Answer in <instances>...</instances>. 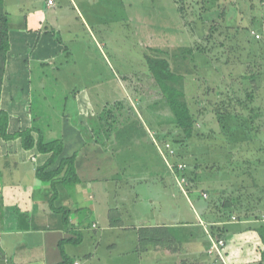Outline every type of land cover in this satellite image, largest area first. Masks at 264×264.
Instances as JSON below:
<instances>
[{
  "label": "rangeland",
  "instance_id": "obj_1",
  "mask_svg": "<svg viewBox=\"0 0 264 264\" xmlns=\"http://www.w3.org/2000/svg\"><path fill=\"white\" fill-rule=\"evenodd\" d=\"M68 1L55 0L57 13L46 10V0L18 5L28 11L30 29L23 42L24 31L13 29L15 68L5 77L2 96L7 95L0 104L17 121L9 131L16 124L32 127L45 140H62L64 154L70 155L84 131H94L98 139L101 128L143 127L148 114L160 116L150 66L178 68L197 114L194 136L184 141L175 125L150 120L170 129L172 147L182 148L173 162L187 166L189 200L197 206L200 193L212 208L223 206L224 220L236 217L231 226L245 216L264 218V118L257 119L264 115V45L251 35V30L264 32V0H71L73 13L63 9ZM36 29L41 38L29 40ZM191 50L194 62L188 60ZM218 89L245 100L243 115L247 120L254 115L253 129L238 130V121L228 117L219 123L211 105L222 98ZM12 106L18 109L15 116ZM136 144L128 149L140 151ZM27 152L29 164L32 155L34 164H41L42 153L35 147ZM193 190L198 192L188 194ZM259 193L262 199L255 197Z\"/></svg>",
  "mask_w": 264,
  "mask_h": 264
},
{
  "label": "crops",
  "instance_id": "obj_2",
  "mask_svg": "<svg viewBox=\"0 0 264 264\" xmlns=\"http://www.w3.org/2000/svg\"><path fill=\"white\" fill-rule=\"evenodd\" d=\"M24 1L29 0H3L9 34L3 83L15 65L13 29L24 31L23 37L19 35L21 42L28 39V11L18 7ZM31 3L34 11L36 4ZM72 3L68 1L64 11L75 12ZM44 7L57 13L55 0L51 4L46 0ZM34 38H41L38 30L29 40ZM3 83L0 104L7 95L2 96ZM9 112L15 116L18 109L12 106ZM147 116L143 127L100 129L98 139L94 131L76 137L79 147L69 152H75L78 180L59 183L52 193L49 182L35 175L47 155L41 154L40 165L34 164L37 157L32 155L29 164L19 138L0 137V264L4 258L8 264H61L64 258L69 264H264V244L256 231L261 224L246 225L261 214L245 216L241 224L231 226L237 220H231L232 214L224 220L223 206L212 208L200 193L197 206L189 200L151 139L152 134L158 141H170L171 130L155 127L150 120L153 115ZM263 118L258 113L257 119ZM13 120L9 116L8 132L19 130L16 124L9 131ZM134 143L142 149H128ZM173 147L171 161L182 150L177 144ZM61 155L70 156L64 154V144ZM194 192L198 190L188 194ZM261 195L255 197L262 199ZM63 211H68L65 219ZM212 228L222 235H215ZM207 231L225 240L223 259L209 253Z\"/></svg>",
  "mask_w": 264,
  "mask_h": 264
},
{
  "label": "trees",
  "instance_id": "obj_3",
  "mask_svg": "<svg viewBox=\"0 0 264 264\" xmlns=\"http://www.w3.org/2000/svg\"><path fill=\"white\" fill-rule=\"evenodd\" d=\"M256 41L261 42L264 45V38ZM8 50V18L7 13L3 7V0H0V96L5 74ZM191 52L192 50L189 52L188 60L194 62L195 57H192L193 54ZM161 64L163 65V63ZM159 65L160 63L157 62L155 66H152V64L150 66L152 75L155 78L156 87L159 90V98L154 101L153 104L161 112L160 116H153L154 121H156V123L159 122V124L168 123L175 125V127L181 131L185 141L189 140L194 136L195 133L197 114H195V111H193L185 96V74L179 71L178 68H176V70H170L167 67H162ZM252 77L253 76L251 75H241V78L243 79H251ZM218 87H220V85ZM218 90L219 91H217V94L221 95L222 98L215 99L211 103V105L212 111H215L216 115L219 117V123H222V119H226V117H228V119L238 121V130L250 128L249 125L252 122L253 115L249 118V120H247L248 118L243 115L242 109L245 108V100L240 99L237 96H230L231 94H228L227 90ZM251 96L252 92L247 91L246 97L248 99H251ZM8 125V114L0 109V136L2 139L11 140L19 138L22 148L28 150L35 147L40 153L47 155L44 163L35 168V175L38 179L42 181H48L54 192L57 191L56 185L59 183L64 184L77 182L78 177L76 175L74 166L75 154L73 153L67 157H63L61 155L63 151L62 140L53 139L51 141H46L40 133L35 136L33 134L34 129L32 127L19 129L12 133H9L7 131ZM247 139H249V137H247ZM53 165H55L54 168H52ZM67 213L68 211H66L65 213L63 211V219H65ZM256 231L258 232L261 241L264 244V222L261 223ZM61 264H69L68 259L64 258Z\"/></svg>",
  "mask_w": 264,
  "mask_h": 264
},
{
  "label": "built area",
  "instance_id": "obj_4",
  "mask_svg": "<svg viewBox=\"0 0 264 264\" xmlns=\"http://www.w3.org/2000/svg\"><path fill=\"white\" fill-rule=\"evenodd\" d=\"M48 4L52 3V0H47ZM251 35L256 39L260 40L264 38V32H258L251 30ZM151 139L155 145V148L159 155L163 158V160L166 162L168 169L173 174V177L175 179L176 185L180 188L182 193H187V185H188V177L185 174V170L187 166L180 161H171V157L174 155V150L172 147L171 142L169 141H158L152 134ZM203 197H206V193H203ZM231 220H236V217L234 215L231 216ZM259 220H264L263 217L260 216ZM209 239V253H214L218 255L221 259H223L222 255V248L225 245V240L220 237H216L212 234H208ZM8 259L4 258L3 263H7ZM73 264H79L78 261L73 262Z\"/></svg>",
  "mask_w": 264,
  "mask_h": 264
}]
</instances>
